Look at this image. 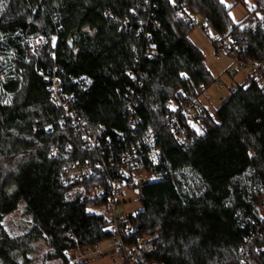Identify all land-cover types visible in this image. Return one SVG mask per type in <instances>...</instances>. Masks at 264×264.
Returning a JSON list of instances; mask_svg holds the SVG:
<instances>
[{
    "label": "trees",
    "instance_id": "trees-1",
    "mask_svg": "<svg viewBox=\"0 0 264 264\" xmlns=\"http://www.w3.org/2000/svg\"><path fill=\"white\" fill-rule=\"evenodd\" d=\"M254 1L234 24L222 0H3L0 264H31L38 242L45 260L75 264L74 252L107 241L97 212L107 197L93 192L149 132L158 164L145 147L136 161L156 179L135 188L143 210L129 218L127 244L154 236L153 258L164 264H264L263 77L246 75L193 125L181 113L215 80L179 10L231 36L241 60L264 65V16L253 18L264 0ZM61 103H72L78 125ZM174 116L185 146L171 132ZM100 127L102 153L83 140ZM87 162L106 170L64 182L67 167ZM22 203L31 227L12 236L4 219Z\"/></svg>",
    "mask_w": 264,
    "mask_h": 264
},
{
    "label": "built area",
    "instance_id": "built-area-1",
    "mask_svg": "<svg viewBox=\"0 0 264 264\" xmlns=\"http://www.w3.org/2000/svg\"><path fill=\"white\" fill-rule=\"evenodd\" d=\"M174 6L176 7L177 5L175 4ZM179 14L185 21L191 23L195 28H199L203 33L208 30L198 17L191 15L186 9H180ZM210 42L214 47L212 55L215 60L219 61L225 58L231 62V66L226 71L230 77L233 78L237 72L242 71L246 75L262 76V83L264 84V65L259 63H246L241 60V50L231 36L215 34L210 39ZM217 84L221 88L225 87L221 80H217ZM62 106H64L66 116H69L74 121V113L70 111L72 103ZM173 110L175 109L173 108ZM205 111V107L200 104L199 100H195V102H192L182 109L181 113L185 117L187 125H193L197 115L205 114ZM73 124L78 125L76 121ZM169 126L178 144L185 146L188 142V132L180 123L178 117H172ZM104 134L105 129L100 127L92 135L84 134L83 140L91 148H100L99 153H102V146L107 147L109 143L101 144V139ZM143 147H145L148 153L149 161L153 165H157L158 151L155 147V136L153 132H149L142 143H139L137 148H134L131 153L124 152L120 155L122 164L114 167V173L107 180V187H97L94 190L93 195L95 197H107L106 205L98 209L97 212L104 215L107 222L106 230L109 232L110 238L105 241L109 243L108 247H101L103 242L94 247L86 248L84 250L86 254L96 255L98 257L111 256L113 258V264H164L153 258L159 251L154 236H147L137 240L134 244H127L128 236L134 227L129 221L130 217L123 215L119 210V206L127 196L128 191L135 190V188L151 183L156 179L152 172L147 171L136 161L138 156L137 151L142 150ZM105 170L106 166L101 163H76L66 168L63 180L66 184H71ZM76 254H79V252ZM74 263L78 264L81 261L79 258H75Z\"/></svg>",
    "mask_w": 264,
    "mask_h": 264
},
{
    "label": "rangeland",
    "instance_id": "rangeland-1",
    "mask_svg": "<svg viewBox=\"0 0 264 264\" xmlns=\"http://www.w3.org/2000/svg\"><path fill=\"white\" fill-rule=\"evenodd\" d=\"M222 2L227 8H230V17L234 24L243 22L251 12L257 9L254 0H222ZM255 16L256 18H261L264 16V13L258 12L253 18H255ZM215 34L216 33L211 29L203 33L199 28H195L189 35L190 40L203 52L206 58V66L215 80L213 85L199 97L200 104L211 114H214L223 100L229 96L233 85L236 86L243 83L246 78V74L242 71L237 72L233 78L230 77L226 71L231 66V62L225 58L219 61L215 60L212 55L214 47L210 42V39L213 38ZM38 42H40V39L34 41V45ZM1 75L2 73L0 71V77ZM217 80H221L225 87L221 88L217 84ZM119 210L127 217L135 216L143 210L142 203L135 190L127 192V196L120 204ZM4 226L12 236L21 235L30 229L31 219L25 215L23 203L15 213L5 217ZM108 245V242H104L101 247L106 248ZM47 251V244L44 242L36 243L35 251L30 255L31 264H63L61 260H45ZM74 256L79 258L82 263L86 262V264H113V258L111 256L98 257L96 255L86 254L85 251L79 252V254L74 252Z\"/></svg>",
    "mask_w": 264,
    "mask_h": 264
},
{
    "label": "snow or ice",
    "instance_id": "snow-or-ice-1",
    "mask_svg": "<svg viewBox=\"0 0 264 264\" xmlns=\"http://www.w3.org/2000/svg\"><path fill=\"white\" fill-rule=\"evenodd\" d=\"M3 0H0V8H2Z\"/></svg>",
    "mask_w": 264,
    "mask_h": 264
}]
</instances>
